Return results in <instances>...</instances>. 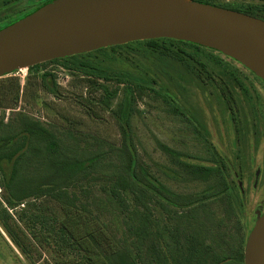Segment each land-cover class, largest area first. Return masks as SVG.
<instances>
[{"label": "rangeland", "instance_id": "obj_1", "mask_svg": "<svg viewBox=\"0 0 264 264\" xmlns=\"http://www.w3.org/2000/svg\"><path fill=\"white\" fill-rule=\"evenodd\" d=\"M39 1L0 0V7L11 2L0 9V21ZM214 1L264 15V0ZM129 43L66 64L45 63L38 72L24 68L1 76L0 117L6 121L21 111L45 126L86 137L95 145L92 150L101 153L102 161L93 168L68 167L45 179L78 197L77 212L88 227H76L74 235L85 234L81 245L86 249L96 253L86 236L90 231L99 234L98 247L112 245V264H149L143 224L154 213L161 223L195 233L222 256L219 264H243V240L256 219L254 211L264 207V82L228 58L221 59L223 65L212 64L205 57L211 51H202L201 66L161 47ZM42 73L47 84L53 79L54 91L40 83ZM126 133L137 157L135 167L168 192L170 200L161 198L163 208L148 193L151 214L127 190V209L107 192L110 183L125 180ZM93 139L98 144H91ZM3 195L0 186L1 201ZM35 203L50 215L58 209L47 198ZM8 211L13 215L15 210ZM26 245L29 257L0 227V264H83L78 253L58 255L52 246L31 240Z\"/></svg>", "mask_w": 264, "mask_h": 264}, {"label": "trees", "instance_id": "obj_2", "mask_svg": "<svg viewBox=\"0 0 264 264\" xmlns=\"http://www.w3.org/2000/svg\"><path fill=\"white\" fill-rule=\"evenodd\" d=\"M50 1L52 0H42L6 14L2 18L3 20L0 21V29ZM193 1L234 9L264 20V15L256 13L254 9H236L230 5H220L214 0ZM10 3L7 2L0 9H6ZM132 43L144 44L152 50H158L161 47L178 59H184L187 56L201 66L204 65L200 59L202 58V51L212 52H205L206 59L210 60L212 64H225L221 60L223 57L235 62L234 59L214 49L187 41L158 38ZM172 45L177 46L178 49H172L170 47ZM115 47L117 45L53 59L29 66L26 69L28 72H38L39 68L45 63L66 64L71 58L82 56L86 58L91 53L107 49L112 50ZM185 48L190 49V51H185ZM230 75L228 74V76ZM39 80L45 89L55 84L51 78L48 79L47 84L46 74L44 73L40 75ZM16 87L18 90L19 83ZM49 90L54 91L52 87ZM124 139L123 146L129 148V152L125 153V160L122 161H127L123 171L125 180H116V183L109 184L107 189L109 198L114 200L118 207L127 209V200L123 194V190H127L139 208L147 214H151L152 210L146 200L147 196L150 194L155 195L156 202L159 201L160 203L159 207L163 208L164 203L161 198L167 200L168 192L156 184L143 170H140L141 173L138 171L135 167L137 157L135 152L131 151V139L127 133L124 135ZM84 140H86L84 136L77 137L70 130L59 129L56 125L45 126L39 120L33 119L21 111H15L6 121L3 117H0V186L4 191L2 201L0 200V227L9 241L25 257H29L26 242L30 244L31 240L52 246L58 255H60L59 251L63 255H66L67 252L78 253L83 264H112V259L116 253L112 252V245H108L106 250L98 247L95 238L97 233L86 232V236L94 241L96 253L81 245L82 237L85 234L80 237L74 235L76 227H80L83 231V227L86 229L88 227L85 221L80 219L81 216L77 212L78 197L73 192L58 185H50L45 180L55 174L56 171L59 173L68 167L73 168L76 166L78 168L85 166L93 168L97 162L102 161L99 160L101 153L92 150L95 145H90ZM98 142V139H93L91 144H98ZM139 175L141 177H138ZM41 198L49 199L51 203L58 206V209L53 210L50 215L46 211V207L37 206L35 203L36 200ZM7 208L15 210L14 214L12 215ZM143 226L148 240L149 264H219L223 260L218 252L204 244L195 233L178 224L161 223L154 216V213L145 220ZM242 252L239 255L240 260L243 259ZM123 264L137 263L128 262L127 260Z\"/></svg>", "mask_w": 264, "mask_h": 264}, {"label": "water", "instance_id": "obj_3", "mask_svg": "<svg viewBox=\"0 0 264 264\" xmlns=\"http://www.w3.org/2000/svg\"><path fill=\"white\" fill-rule=\"evenodd\" d=\"M158 38L214 49L264 82V20L193 0H52L0 29V77L53 59ZM243 264H264V211L256 212L245 238Z\"/></svg>", "mask_w": 264, "mask_h": 264}, {"label": "flooded vegetation", "instance_id": "obj_4", "mask_svg": "<svg viewBox=\"0 0 264 264\" xmlns=\"http://www.w3.org/2000/svg\"><path fill=\"white\" fill-rule=\"evenodd\" d=\"M259 171V170H258ZM254 180L257 181L258 180V174L256 176V172L254 173ZM258 210H259V213L261 214L263 211H264V207L262 204L258 205ZM254 216L256 215V211H254ZM256 217V216H255Z\"/></svg>", "mask_w": 264, "mask_h": 264}]
</instances>
